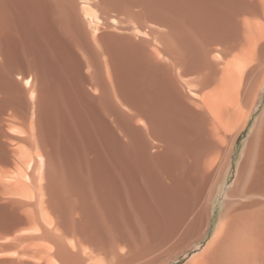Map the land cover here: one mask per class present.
Masks as SVG:
<instances>
[{"label": "bare ground", "instance_id": "6f19581e", "mask_svg": "<svg viewBox=\"0 0 264 264\" xmlns=\"http://www.w3.org/2000/svg\"><path fill=\"white\" fill-rule=\"evenodd\" d=\"M43 85L55 120L73 124L75 91L97 105L121 180L53 183L18 264H166L221 192L188 264H264V0H0V89L32 106Z\"/></svg>", "mask_w": 264, "mask_h": 264}, {"label": "rangeland", "instance_id": "374dc122", "mask_svg": "<svg viewBox=\"0 0 264 264\" xmlns=\"http://www.w3.org/2000/svg\"><path fill=\"white\" fill-rule=\"evenodd\" d=\"M61 51L62 50L60 49V54L62 53ZM74 73L72 74L73 77ZM76 77L74 78L76 79ZM77 79H79V75ZM72 85L74 87L77 85V83L72 82ZM41 88V91H43L44 95L40 101H36L34 105L32 104V106H28L26 104L23 106L22 103L19 104L18 100H21L20 97H22L24 94H18L19 98L16 97L15 101L13 100L14 103L12 101H8L10 91L5 87H1L0 89V100H4L0 101V155L4 156L3 160L6 162H0V178L9 174L11 180H9L8 183L10 182V184L13 186H11V189H6L2 183L6 182L7 180H0V264H18L20 260H23L24 262L35 261L26 255L25 257L22 254H16V249L14 246L18 247L20 250L22 248L24 249L25 243L18 244V242H20L18 239H21L23 236L27 235L26 231H28V229L33 226L32 222L34 218L37 220L40 219V204L45 202L44 205L48 207L49 211H54L52 213H57L53 209L54 206L52 205L55 202V198H57V190H55L53 183L60 180L61 182L67 183L66 185L69 186L73 182L74 184L81 182V184L84 185L85 182L88 183L89 181L92 184L91 186H94V188L91 187V189H94H92L93 193L97 192L95 193L97 195L100 193L98 190H100L99 186H101V183L111 180L114 182L116 178L117 180H121L120 165L118 164L117 157H114L117 155V153H115L111 146H109L110 144H107L108 142L105 140L102 133L103 128L102 126H99L100 119H98L96 115L93 116L94 112L96 114L95 110L97 105L95 103L92 104L91 102H86L85 104V100H82L81 102V96L79 99V96L77 97L78 91H75V96L79 101H75V97L73 101L71 100L72 104H70V102L67 104L68 109H72L71 113H75L74 116V113L71 116L73 119V124L72 122L70 124L67 119L64 120L61 115H59L57 120H55L56 118L54 117L52 111L56 108V105L53 106V104L47 101L45 97V90L48 91V89L45 88L44 85ZM16 100L18 103H15ZM262 100L263 98L261 101ZM260 106L261 102H259L256 106V111H254L252 114L249 125L245 129L242 137L238 140L234 152V164L238 160L239 152L244 145V141L251 126L250 124L252 119L256 116L257 108ZM75 111L78 114H76ZM67 117H69V115ZM58 119L63 120H59L58 122ZM96 119L98 120L97 122ZM56 121L59 123V127ZM74 123H76L75 125H77V128L75 127ZM55 124L57 125L55 126ZM85 124H88V126ZM99 127L102 128L101 131ZM98 128L100 132L98 131ZM92 129H94V131ZM30 134L32 137L28 136ZM98 141L99 143H97ZM59 142L60 144H57ZM112 152H114L115 155H113ZM54 153H56V155ZM70 153L71 157L69 155ZM110 155L113 156L111 157ZM6 157L7 159H5ZM3 170L5 172H3ZM117 171H120V173ZM231 178L232 177L230 175L228 180ZM64 179L66 181H64ZM75 180H77L76 183ZM83 181L85 182L83 183ZM68 186L66 194L72 195V193L75 191L72 192L71 187L69 188ZM80 190H83V192ZM78 191H80L79 195L81 193H85L84 188H81ZM78 191L76 190V192ZM52 196L56 197L54 198ZM223 207L224 192H221L217 195L213 202V209L209 222L210 224L203 239H193V241L188 240L185 242L182 241L184 242V244L182 243V246H180L182 249L176 253V257L169 260L166 264H188V262H190V260L194 257L191 255H194L195 252L197 253L196 255H198L203 248L197 251L196 249H198V247H205L208 241L214 235ZM196 240H198V242ZM191 241L195 244H193ZM189 243L193 245L190 244V247ZM197 243H199V246H196ZM187 245H189V247Z\"/></svg>", "mask_w": 264, "mask_h": 264}]
</instances>
